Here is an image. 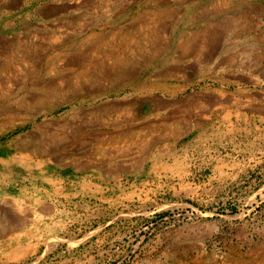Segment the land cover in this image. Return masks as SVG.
Returning a JSON list of instances; mask_svg holds the SVG:
<instances>
[{
	"label": "rangeland",
	"instance_id": "rangeland-1",
	"mask_svg": "<svg viewBox=\"0 0 264 264\" xmlns=\"http://www.w3.org/2000/svg\"><path fill=\"white\" fill-rule=\"evenodd\" d=\"M0 264H264V0H0Z\"/></svg>",
	"mask_w": 264,
	"mask_h": 264
},
{
	"label": "bare ground",
	"instance_id": "bare-ground-1",
	"mask_svg": "<svg viewBox=\"0 0 264 264\" xmlns=\"http://www.w3.org/2000/svg\"><path fill=\"white\" fill-rule=\"evenodd\" d=\"M162 11V10H161ZM147 12V11H146ZM153 12V11H152ZM175 12V11H174ZM156 13V12H155ZM163 13V12H162ZM146 14V13H145ZM160 14H161V12H160ZM143 15V14H142ZM150 16V15H149ZM165 16L166 15H164V18H165ZM168 17H169V15H168ZM140 18H142V17H140ZM147 18V17H146ZM163 16L162 15H160L159 16V19L161 20V21H163ZM143 19V18H142ZM150 19V18H149ZM169 19V18H168ZM71 21V20H70ZM74 21V20H73ZM144 20L142 21V26H144ZM147 22V21H146ZM158 22V21H157ZM166 22V21H165ZM72 23V22H71ZM140 23V22H139ZM156 23V22H155ZM146 24V23H145ZM162 25L163 24H161V25H159V26H161L162 27ZM133 28V27H132ZM140 29H141V27H140ZM144 29V28H143ZM154 31V30H153ZM61 32V31H60ZM130 32V31H129ZM216 32V31H215ZM214 33V32H213ZM60 34V33H59ZM127 34V33H126ZM142 34V33H141ZM140 34V35H141ZM44 35V34H43ZM133 35H134V33H133ZM149 35V34H148ZM139 36V35H138ZM146 36V35H145ZM144 37V36H143ZM214 37H216V36H214ZM214 37H212V38H214ZM133 38V37H132ZM196 38V37H195ZM128 39V38H127ZM139 39V38H138ZM143 39V38H142ZM194 39V38H193ZM205 39V38H204ZM97 40V39H96ZM103 40V39H102ZM211 40V39H210ZM99 41V40H98ZM121 41H122V38H121ZM125 41V40H124ZM191 41H192V39H191ZM190 41V42H191ZM213 41V40H212ZM92 42V41H91ZM112 42V41H111ZM119 42V41H118ZM147 42V41H146ZM198 41H196V43H197ZM201 42V41H200ZM115 43V42H114ZM117 43V42H116ZM126 43V42H125ZM136 42H135V39H132L130 42H127L126 43V45H128L127 47H122L121 45L123 44V42H122V44L119 46V48H116V50H114L113 51V53H111L112 54V58L114 59V63H116V64H118L119 62L120 63H122L123 62V59H124V56H128V54L130 53V51L132 52L133 51V49H132V47H130L131 45H129V44H135ZM149 43V42H148ZM113 44V43H112ZM91 45H93V44H91L90 43V46ZM99 45V44H98ZM97 45V46H98ZM103 45V44H102ZM125 45V46H126ZM143 45V44H142ZM86 47L87 49H86V52H82V53H78L77 54V56H76V60L77 59H79L80 61L78 62V64L76 63V66H78V68L81 70V73H87L88 71H90V69H89V66L90 65H96V66H98V68H99V70L101 69V62H100V60L99 61H97V62H89V60H87V57H88V55H91V57L90 58H92V55H94V54H96L97 52H99L100 50H101V47L100 46H98L96 49H94V47L93 48H91V47ZM112 46V45H111ZM154 46V45H153ZM114 47H115V45H114ZM117 47V46H116ZM137 47V46H136ZM183 47V46H182ZM190 47V46H189ZM143 48V47H142ZM187 48V47H186ZM191 48V47H190ZM208 48V47H207ZM214 48V47H213ZM109 49V48H108ZM197 49V48H196ZM155 50H156V48H155ZM195 50V49H194ZM211 50V49H210ZM152 51V50H151ZM190 51V50H189ZM135 51H133V53H134ZM147 52V51H146ZM193 52V51H192ZM105 53V52H104ZM136 53V52H135ZM151 53V52H150ZM152 54V53H151ZM155 54V53H154ZM158 54V53H157ZM180 54V53H179ZM107 55V54H106ZM110 55V54H109ZM156 55V54H155ZM95 56V55H94ZM134 56V55H133ZM89 58V57H88ZM101 58H102V56H101ZM120 58V59H119ZM92 60V59H91ZM131 60V59H130ZM22 62H23V60H21ZM105 61V60H104ZM108 61V60H107ZM112 61V60H111ZM111 61H110V63H111ZM127 61V60H126ZM129 61V60H128ZM70 62V61H69ZM76 62V61H75ZM74 62V63H75ZM11 63V65H14V63L13 62H10ZM105 63V62H104ZM22 64V63H21ZM105 65V64H104ZM123 65V64H122ZM126 65V64H125ZM75 66V65H74ZM114 66H116L115 64H114ZM113 66V67H114ZM127 66V65H126ZM31 67V66H30ZM107 67V66H106ZM118 67V66H117ZM125 67V66H124ZM129 67V66H128ZM96 68V67H95ZM116 68V67H115ZM120 68H122V67H120ZM133 68V67H132ZM102 69H103V72H105V74L107 73V69L108 68H105V67H102ZM101 69V70H102ZM112 69V68H111ZM97 71V74H99L101 71ZM126 70V69H125ZM115 71V70H114ZM102 72V73H103ZM119 72V71H118ZM125 72V71H124ZM129 72V71H128ZM112 73H115V72H112V70H110V71H108V73H107V75L108 76H111L112 75ZM123 73V72H122ZM127 73V72H126ZM177 73V72H176ZM83 74V75H84ZM132 74V73H131ZM119 75V74H118ZM115 76H116V74H115ZM120 76V75H119ZM126 76H128L127 74H126ZM104 77V76H103ZM130 77V76H129ZM117 78V77H116ZM126 78V77H125ZM97 79V78H96ZM112 80H114V79H112ZM112 82V81H111ZM120 83V82H119ZM122 83V82H121ZM116 84H118V83H116ZM99 85V84H98ZM97 88H98V86H97ZM89 89V88H88ZM73 116V115H72ZM53 134V133H52ZM106 152V151H105ZM105 157V156H104Z\"/></svg>",
	"mask_w": 264,
	"mask_h": 264
}]
</instances>
